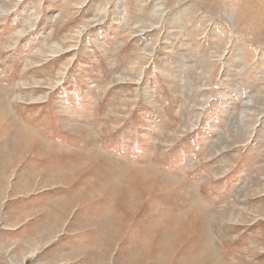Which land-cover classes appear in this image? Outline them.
Segmentation results:
<instances>
[{
    "label": "rangeland",
    "instance_id": "1",
    "mask_svg": "<svg viewBox=\"0 0 264 264\" xmlns=\"http://www.w3.org/2000/svg\"><path fill=\"white\" fill-rule=\"evenodd\" d=\"M0 264H264V0H0Z\"/></svg>",
    "mask_w": 264,
    "mask_h": 264
}]
</instances>
